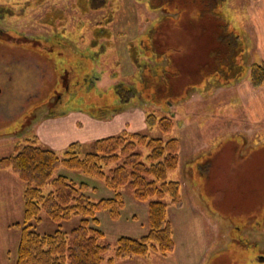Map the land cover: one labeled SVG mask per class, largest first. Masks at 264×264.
I'll return each mask as SVG.
<instances>
[{
    "label": "rangeland",
    "instance_id": "374dc122",
    "mask_svg": "<svg viewBox=\"0 0 264 264\" xmlns=\"http://www.w3.org/2000/svg\"><path fill=\"white\" fill-rule=\"evenodd\" d=\"M116 5L114 19L106 22ZM246 10L244 0H107L100 9L85 10L78 0H0V157L32 135L59 152L72 141L87 148L124 129L179 140L178 166L167 179L179 182L182 202L164 199L173 249L118 257L113 264H264L258 257L264 252V104L252 110L246 92L243 100L247 72L221 82L232 80L234 70L243 72L233 66L241 51L233 56L222 33L238 34L244 63L258 60L255 39L264 33V20L255 16L257 26ZM98 26L109 30L99 38L101 47L92 44ZM57 34L65 39L50 43ZM71 50L99 54L91 64ZM89 71V91L83 95L79 89L80 106L70 105L74 97L67 92ZM116 91L124 96L134 91L133 99L116 111L94 112L117 104ZM149 112L170 116L172 131L148 130ZM59 172L96 188L93 200L114 196L100 178ZM23 188L15 174L0 170V264H15ZM120 191L123 206L116 217L96 213L102 241L111 245L105 257L113 256L119 237L139 239L149 229L147 202L127 188ZM81 218L56 222L41 211L32 229L69 232Z\"/></svg>",
    "mask_w": 264,
    "mask_h": 264
},
{
    "label": "trees",
    "instance_id": "16d2710c",
    "mask_svg": "<svg viewBox=\"0 0 264 264\" xmlns=\"http://www.w3.org/2000/svg\"><path fill=\"white\" fill-rule=\"evenodd\" d=\"M106 1L83 0L82 3V0H78V5L81 10L100 9L106 5ZM150 7L158 6L150 5ZM115 8L117 5L111 10V16L106 22L114 19L112 15ZM167 15L161 16L160 20ZM174 16L177 17L178 12ZM220 22L225 24L222 20ZM96 28L98 30L92 44L99 43L101 47L103 43L99 38L108 37L109 30L104 26ZM59 34L51 36L50 43H61L60 41L65 39V36ZM222 35L229 41L225 46L228 45L231 51L235 50L233 56L236 50L241 51L238 57L235 56L233 66L243 67V72L238 73L234 70L232 80H221V82L232 83L241 79L243 73L247 72L252 87L262 86L264 63L254 60L247 65L243 62L241 54L243 48L238 34L232 31ZM29 44L30 47H34L32 43ZM231 44H234V49H231ZM150 47L154 53L158 52L156 51L158 43L155 44V41H152ZM43 49L46 53L53 51V48L49 49L45 46ZM71 52L77 54L78 58H88L91 64L96 61L99 54L96 50L85 53L77 50ZM130 54L132 60L137 59L135 48L131 49ZM156 56L160 57L158 53ZM167 59L169 60V56ZM92 73L89 71L82 75L75 82L76 87L73 91L67 92L74 97L70 105L80 106L83 96L77 93L79 94L81 88L83 95L89 91V77ZM133 93L134 91L124 96L122 92L116 91L119 100L117 104L105 106L106 108L97 106L94 112L99 114L103 111H116L124 102L133 99ZM67 100L72 98L69 97ZM88 105L91 107L94 104L89 102ZM146 123L148 130L152 131L157 126L162 135H168L174 126L170 116L157 117L153 112L147 113ZM179 147V140L176 137L165 139L162 136L126 129L115 135L98 138L87 145V148L79 141H72L60 152L41 145L36 135L25 137L22 145L15 146V152L0 157V170H11L24 184L23 221L22 224H18L20 236L15 264H103L104 262L113 264L118 257L146 256L150 251L165 255L171 251L172 227L167 219L168 203L164 199L168 196L170 202L178 206L182 202L179 182L167 179L168 172L178 166ZM60 168L102 179L105 187L114 192V196L93 200L90 194L94 193L96 188L90 187L85 181H76L66 173L59 172ZM123 188L130 190L136 200L147 202L149 229L139 239L119 237L113 248V256L105 257L111 245L102 241L103 232L98 227L96 213L106 211L110 216L116 217L123 206L120 191ZM41 211L56 222L73 215H81L82 218L80 223L69 232L56 229L52 233H38L32 229V221H40Z\"/></svg>",
    "mask_w": 264,
    "mask_h": 264
},
{
    "label": "crops",
    "instance_id": "0c3cea01",
    "mask_svg": "<svg viewBox=\"0 0 264 264\" xmlns=\"http://www.w3.org/2000/svg\"><path fill=\"white\" fill-rule=\"evenodd\" d=\"M244 1L246 2V7H247L246 12L249 13L251 18H254L255 16H257L256 19L258 22L264 20V0H249V2H250L249 5H248V0H244ZM253 21L255 22V24L257 26L259 25V23L257 21H255V18L253 19ZM263 34H264L263 32H261V33L259 32L258 37H256V39H255L256 40L255 50L257 52V57H258V60H256V61L264 63V37L260 36ZM261 40H263V41H261ZM166 59H167V57H166ZM245 80L248 83L247 85L249 86V89H247V90L243 89L244 91L243 90L241 91V96H242L243 100H244L245 94H247V97L250 96V99L252 98V101H250V99L248 100L249 107L252 108V110L258 111V108L261 109L263 106L262 104H264V95L262 98L260 96L261 91H262V93H264V84L260 87L254 88L251 86L248 76H246ZM252 90L256 91V93H254V95L252 93L253 92ZM244 92H246V93L244 94ZM250 104H252V105H250ZM7 170L8 169L3 170V172H7V173L11 172V173L15 174L14 172H12L10 170L7 171Z\"/></svg>",
    "mask_w": 264,
    "mask_h": 264
},
{
    "label": "flooded vegetation",
    "instance_id": "af4514ba",
    "mask_svg": "<svg viewBox=\"0 0 264 264\" xmlns=\"http://www.w3.org/2000/svg\"><path fill=\"white\" fill-rule=\"evenodd\" d=\"M258 243V242H257ZM256 243V244H257ZM258 245V244H257ZM259 259L263 261L264 263V252H260V254L258 255Z\"/></svg>",
    "mask_w": 264,
    "mask_h": 264
}]
</instances>
